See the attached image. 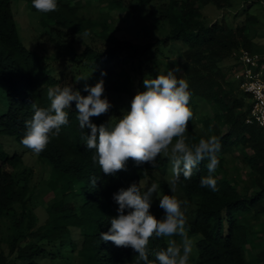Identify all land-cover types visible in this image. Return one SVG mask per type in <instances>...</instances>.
Instances as JSON below:
<instances>
[{"label":"trees","instance_id":"16d2710c","mask_svg":"<svg viewBox=\"0 0 264 264\" xmlns=\"http://www.w3.org/2000/svg\"><path fill=\"white\" fill-rule=\"evenodd\" d=\"M26 1L42 14L41 25L53 42L69 32L96 36L100 46L85 44L68 65L95 68L107 95L137 94L140 109L128 119L134 136L125 140L103 117L93 119L76 96L70 104L61 103L62 82L46 60L50 56L23 43L12 0H0V135L14 136L59 173H53L52 191L63 185L65 197L72 192L83 199L80 214L62 200L48 208L46 222L39 224L25 199L34 194L33 169L20 170L23 154L0 148V264H41V256L55 259L60 252L76 250L87 264H180L165 236L178 221L188 233L201 236L198 264H264V251L253 255L247 247L252 235L264 237V130L246 123L251 98L234 79V65L224 66L234 50L264 52L256 40L260 19L250 13L254 2L230 23L223 16L207 22L202 12L208 4L233 9L230 0H168L155 9L151 0H130L145 6L150 18L169 24L164 38L139 43L116 36L113 15L83 17L81 0ZM127 2L108 0V5L122 9ZM241 15L245 19L239 22ZM174 41L186 45L169 63L179 82L161 104L146 107L149 80L164 83L157 43L167 47ZM184 89L209 102L213 114L197 115L198 104L184 103ZM171 142L197 155L178 165L173 179L195 201L191 220L171 184L154 176L168 167L161 146ZM236 148L250 167L243 190L227 169ZM146 178L157 182L166 204L148 200L141 187ZM76 230L81 243L72 237ZM48 244L57 251L51 252Z\"/></svg>","mask_w":264,"mask_h":264},{"label":"rangeland","instance_id":"374dc122","mask_svg":"<svg viewBox=\"0 0 264 264\" xmlns=\"http://www.w3.org/2000/svg\"><path fill=\"white\" fill-rule=\"evenodd\" d=\"M75 1V0H73ZM83 9L81 14L85 18L100 19L101 13L104 18H113L110 23L117 37L132 39L139 43L159 40L164 38L169 31L167 22L158 21L150 18L147 15L146 7L137 1L128 0L126 7L122 9H111L108 5V0H81ZM168 0H151L150 7L156 8L160 2ZM234 7L219 8L215 4H208L202 8L204 18L207 22H211L223 16L233 23L234 14L241 12L244 7L253 3L250 8V13L257 15L260 23L256 26V40L259 45L264 47V0H230ZM262 1V2H261ZM12 8L15 14V20L19 30L20 37L23 43L31 50L37 51L41 55L47 54L50 56V68H55L56 76L61 79L62 84L59 89L62 91L60 100L63 104H70L75 96L81 99L85 107V111L92 116L93 119L103 117L106 124L112 132L121 139L131 140L134 136L132 133L128 119L130 115L138 111L139 99L137 94L134 96L127 94L111 93L106 94L104 91L105 85L102 81L94 76L95 68H88L85 65L69 66L68 60L74 53H80L85 48V44L100 46L101 41L96 36L77 35L69 32L62 41L53 42L49 37L48 28L41 25L42 14L31 9L30 3L26 0H12ZM245 15L237 18V21L242 22ZM236 21V22H237ZM160 50L157 52V57L162 61V75L164 79L163 85H158L152 79L149 80V88L151 93L146 97L145 106L155 107L157 103H162L172 90H174L179 82L177 72L170 67V62L178 59L185 50L186 45L180 41L171 42L167 47H163L161 43H157ZM235 62L232 58L225 61V67H232ZM144 68V66H143ZM185 84H183V87ZM185 101H193L198 104L197 112L199 116L203 114L212 115L213 109L209 102L193 98L187 90H183L181 95ZM183 103V105H184ZM6 108V102H3V110ZM150 108V109H151ZM228 126H224L223 130L227 131ZM0 148H3L11 154L18 152L23 154L24 165L20 168L33 169L31 178V187H34L33 195H26L28 205L34 210L39 217V224H44L48 217V208L58 201H64L65 204L72 203L76 207V212L80 214V205L83 199L80 196H75L70 192L66 197L60 189L63 185H59L60 189L51 190V180L53 173L59 176V173L53 171V168L46 162L42 161L35 152L27 150L17 142L14 136L0 135ZM161 153L170 159L169 165L163 170L154 172L156 179L166 180L171 184L175 199L180 204L187 218L190 220L195 214V201L190 202L182 193L180 188L174 184L175 170L178 165L195 159L197 155L190 152L187 147L178 143L171 142L162 144ZM227 169L232 178L240 181L238 187L243 190L245 180L248 179L247 172L250 167L241 156L240 149L236 148L231 159L227 162ZM141 187L144 189L146 197L151 203L160 202L167 203V199L163 196L157 182L153 179L146 178L141 182ZM256 223V221H254ZM165 236L170 248L175 252L180 264H198V251L196 242L200 239L199 234H190L182 221H178L173 228L165 231ZM72 237L78 243H81L82 235L80 230L72 233ZM248 244L249 251L256 255L264 251V237H250ZM52 252L57 251L52 245H46ZM41 264H87V259L76 251H70L67 255L60 252L57 258L50 256H41L39 258Z\"/></svg>","mask_w":264,"mask_h":264},{"label":"built area","instance_id":"2783aa9c","mask_svg":"<svg viewBox=\"0 0 264 264\" xmlns=\"http://www.w3.org/2000/svg\"><path fill=\"white\" fill-rule=\"evenodd\" d=\"M233 59V77L252 101L246 123L258 124L264 130V52L240 48L234 50Z\"/></svg>","mask_w":264,"mask_h":264}]
</instances>
